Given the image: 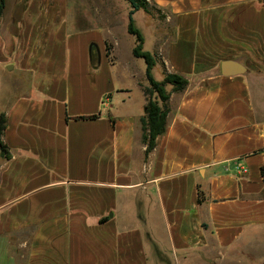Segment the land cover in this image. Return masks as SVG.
<instances>
[{"label":"crops","instance_id":"0c3cea01","mask_svg":"<svg viewBox=\"0 0 264 264\" xmlns=\"http://www.w3.org/2000/svg\"><path fill=\"white\" fill-rule=\"evenodd\" d=\"M146 1L173 23L157 42L164 75L188 82L165 86L149 152L146 84L134 97L102 78L115 39L90 49L67 32L53 50L65 24L45 38L37 0H4L0 264H264V0ZM226 60L243 72L222 75Z\"/></svg>","mask_w":264,"mask_h":264},{"label":"rangeland","instance_id":"374dc122","mask_svg":"<svg viewBox=\"0 0 264 264\" xmlns=\"http://www.w3.org/2000/svg\"><path fill=\"white\" fill-rule=\"evenodd\" d=\"M28 1L25 0V2ZM37 2L42 7H39L37 13H35L34 25L37 26V32H41L43 37L46 38L55 28L61 31L59 27L65 24L66 29L62 30L63 32H58L59 36L53 38L51 49L56 48L58 39L61 36L65 37L67 32L69 34L84 32L90 39L89 45H95L100 50L104 47V40L114 38L118 60L114 67L110 69V75L105 70L102 71V78L108 76L109 80H113L114 89L127 88L132 90L131 94L134 97L139 95L137 88H135L137 80L139 81L142 78V82L147 85L144 77L145 63L142 59L135 58L132 55L135 37L126 31L128 13L131 10V6L126 0H37ZM149 11L147 13L140 9L133 14L132 19L135 27L143 35L144 51L150 52L156 60L152 75L159 82L163 79L164 69L160 58L157 56V42L160 40L162 33L171 35L173 23L165 21L163 14L157 11L154 6L150 5ZM80 41V39L75 40L71 44L72 48L70 47L68 51L74 49L77 53ZM62 46V54L64 55L66 48L64 44ZM64 61H66V56ZM94 63H96L95 60ZM94 69L96 68L90 66L88 75L92 83L96 81ZM16 74L17 70L15 69V72L10 73V76L7 77L12 79ZM74 76L76 79L85 78L83 75L81 76V71L74 73ZM166 88L169 89L168 86ZM20 91L22 92V90Z\"/></svg>","mask_w":264,"mask_h":264},{"label":"trees","instance_id":"16d2710c","mask_svg":"<svg viewBox=\"0 0 264 264\" xmlns=\"http://www.w3.org/2000/svg\"><path fill=\"white\" fill-rule=\"evenodd\" d=\"M126 1L131 6V10L128 13V24L126 31L128 34L135 37V45L132 49V55L135 58L142 59L145 63L144 77L147 85L142 87V91L146 98V104L144 106V118L141 120V122L143 130V142L146 144V152H149L155 147L157 137L163 134L166 129V118L168 114L167 101L169 99V93L166 92L165 86L170 85L173 92H180L184 90L188 82L182 75L177 73H165L163 80L159 82L153 78L152 68L154 67L156 60L150 52L144 51L143 35L141 34L140 30L135 27L132 19L133 14L140 9H143L147 13L150 12L149 5L146 0ZM3 10L4 0H0V16L3 13ZM93 65L94 61L92 59V67ZM96 117L97 115H94L90 118ZM4 129L5 119L2 115L0 116V151L2 155L8 158L9 154L7 147L1 141V136ZM262 174H264V168H262ZM100 221L103 222L104 219Z\"/></svg>","mask_w":264,"mask_h":264},{"label":"water","instance_id":"95a60500","mask_svg":"<svg viewBox=\"0 0 264 264\" xmlns=\"http://www.w3.org/2000/svg\"><path fill=\"white\" fill-rule=\"evenodd\" d=\"M91 48H95V45H92ZM243 70V66L234 61L226 60L220 63V72L224 76L238 74L243 72Z\"/></svg>","mask_w":264,"mask_h":264}]
</instances>
